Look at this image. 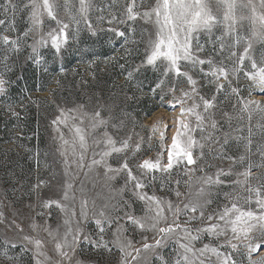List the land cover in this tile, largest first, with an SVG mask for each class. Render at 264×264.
I'll use <instances>...</instances> for the list:
<instances>
[{
    "label": "rangeland",
    "instance_id": "obj_1",
    "mask_svg": "<svg viewBox=\"0 0 264 264\" xmlns=\"http://www.w3.org/2000/svg\"><path fill=\"white\" fill-rule=\"evenodd\" d=\"M12 2L17 5L15 15L11 12L5 13L0 7V20L5 21L3 25H0V34L9 35L12 38L18 37L20 44L18 52L9 51L8 46L0 44V73L10 81L7 93L0 96V264H35L34 246L23 239L25 236L41 239L44 242V251L52 257V264H55L59 257L53 251L54 242L43 228L47 224L52 229L59 228L60 234H63L66 229L63 220L66 216L55 204L50 208H45L44 204L51 200L59 201L69 208L75 207L77 218H79V205L82 198L88 200L89 208V218L81 224L84 233L89 235L92 241H98L102 235L111 251L82 240L73 257V264L76 261L80 264H120L122 253L112 244L118 225L126 229L124 235L131 239L136 247H141L142 235H146L148 242L153 243L154 233H142L124 219L125 212L135 216L144 214L143 202L133 194L134 183L129 181L126 184V172L106 174L103 166L78 169L73 164L68 170L69 174L66 175L65 158L67 157L69 163L76 159L72 155L73 131L70 130L72 125H76L83 127L88 133L86 139L89 147L86 152V164L91 162L94 153L97 154L95 158L99 159L98 154L105 149L104 143H95L98 139H104L102 134L105 130L117 141V146L120 145V141L129 136H131L130 145L140 144V151L134 155L130 146L125 153H114L108 157V163L113 168H119L126 159L133 174L140 176L136 168L138 162L148 158L155 159L160 152L164 153L166 159V149L178 126L180 113L171 110L168 103L169 96H165L162 101L159 90L155 94L151 91L156 82L162 78L159 70L147 67L139 72L135 71L144 59L149 36L154 33L155 27L150 21L139 17L134 21L127 19L126 10L132 5V0H91L88 21L95 30L96 34L93 35L84 19L78 15L79 0H68L71 12L80 20L78 26L70 20L69 9L64 7L66 0H56L58 18L70 25L69 44L59 56L50 47L41 48L42 59L40 64H36L32 59L34 54L29 45L34 43L38 33L34 30L28 37L23 35L32 27L29 20L31 9L23 7L28 0H12ZM154 2L155 0H143L141 3V0H136L133 11L142 13ZM4 4L5 0H0V6ZM244 13L250 14L246 9ZM43 20L44 33L56 27L55 22L46 15ZM109 21L112 22L109 23ZM121 21L124 22L121 23ZM13 23L14 31L10 27ZM113 28L125 32V37H119L109 31ZM239 31L245 36L249 34L247 21H244V28ZM221 33L222 29L218 27L214 29L212 36L200 34L199 44L205 51L199 55H207L214 43L218 46L217 37ZM195 45L196 41H193L194 48ZM255 47L259 48L260 45L256 44ZM242 48L243 44L238 52ZM224 54H227V49ZM5 57L7 60L4 59ZM226 63L231 65L229 61ZM185 70L198 81L197 86L201 95L205 98L216 97L215 107L210 109V112L212 119L217 122L218 130H212L206 123L205 132L201 133L199 129H196L192 133L194 138L200 140L202 135H207L211 131L223 144L224 134H231L229 142L223 145L222 150L221 144L209 147L210 142L201 141L205 143L203 158L199 157L201 150L194 149L193 155L197 159V164L190 167L197 170L192 173L193 179L204 173L212 175L219 168L228 169L230 161L221 159V156L238 157L244 154L243 145L246 141H236L232 137L236 135L247 137L250 125L253 140L252 154H250L253 165L251 182L254 186L264 184V158L257 151L260 145H264V113L253 112L251 121L248 120L247 113L243 114L242 120L238 119L239 105L233 106L234 97L228 94L227 89L218 93L215 84L208 82L210 78L202 77L197 70L192 69L191 65L185 66ZM130 71L133 72L131 80L128 79ZM168 82L176 81L169 75ZM238 83L242 90L241 94H246L248 81L243 78L242 73ZM180 86L187 87L183 84ZM251 99L260 100L264 104V98L258 93ZM61 109L69 115L85 112L91 115L96 110H100L102 116L108 119V125L106 128L101 127L91 132L87 118L83 125L78 119L69 120V127L53 124V120L60 115ZM71 109H76L77 112L69 113ZM228 116L232 117L231 121ZM238 127L243 131L236 132ZM154 128L157 129L156 132H153ZM57 129L60 131L58 132ZM160 132H165L164 147H161ZM60 133H63L64 139L69 141L68 145L62 147ZM79 151L77 145V152ZM232 167L234 171H242L244 165L237 163ZM109 176H115V178L109 179ZM140 178L148 185L143 191L163 199H170L174 203L179 202L175 193L170 190L176 187L175 180L181 181L179 190L185 195L180 199L184 203L195 197L199 187L193 183L191 195H189V189L184 183L189 177L184 175L183 166L174 169L171 181L165 183L163 190H161L159 179L151 182L147 177ZM235 178L233 176L226 179L234 180ZM69 181L73 183V189L69 195L75 196L74 201L63 199ZM226 191H230V188L222 187L214 192L213 203L207 206L206 214L215 209L217 204L225 202L223 194ZM180 206L183 207V203ZM251 207L255 208V205ZM101 209L114 220L111 227L105 225V232L102 234L92 219V213L95 212L98 217ZM184 219V216H181L180 222L183 223ZM200 223V221H194L188 227L194 228ZM33 224L38 227L34 229ZM225 240L226 237H220L217 240L203 235L200 240L194 242V246L200 248L205 243L218 246ZM13 244L16 247H12ZM177 248L175 240H169L162 248H157L156 252L168 264H174ZM220 250L232 251L227 245ZM5 251L13 257L12 260H8L3 255ZM244 254L245 250L241 248L239 254L233 253V257L242 264H248V261L244 260ZM141 257L142 259L134 264H162V261L157 259L151 251L142 252ZM212 260L215 261V257H212ZM251 262L264 264V248L251 254Z\"/></svg>",
    "mask_w": 264,
    "mask_h": 264
},
{
    "label": "snow or ice",
    "instance_id": "obj_2",
    "mask_svg": "<svg viewBox=\"0 0 264 264\" xmlns=\"http://www.w3.org/2000/svg\"><path fill=\"white\" fill-rule=\"evenodd\" d=\"M135 4L136 0H132V5L127 7V19L134 21L139 17L150 21L155 27L154 33L149 36L144 59L135 68V71L139 72L142 68L147 67L159 70L162 78L156 82L151 91L155 94L159 90L162 101L165 96H169L168 103L171 110L180 113L178 126L166 149V159L164 153L160 152L155 159L148 158L138 162L136 168L140 176L133 174L126 159L119 168H113L108 163V157L114 153H125L130 146L134 155L140 151V144L130 145L131 136H129L120 141V145L117 146V141L105 130L102 134L104 139L95 141L96 144L104 143L105 149L98 154L99 159L95 158L97 154L94 153L91 162L86 164V152L89 147L86 139L88 133L83 127L72 125L70 128L73 131L72 155L76 159L69 163L67 157L65 158V174H69L68 170L73 164L78 169L103 166L106 174L126 172V184L129 181L134 183L133 194L143 202L144 214L135 216L125 212L124 219L129 222L130 226L141 230L142 233H154L153 243H149L148 237L142 235L143 243L141 247H136L132 240L124 235L126 229L118 225L112 244L122 253L120 264H134L142 259V252L148 251L156 255L162 264H168L156 252V249L162 248L169 240H175L178 245L175 250L174 264H242L241 261L233 257V253L239 254L241 248L245 250L244 260L248 261V264H252L251 254L264 248V184L254 186L251 182L253 175V165L250 160L253 145L252 128L250 125L248 126L247 137L242 135L232 137L236 141H246L243 145L244 154H240L238 157H220L230 161L228 169L219 168L212 175L204 173L193 179L192 173L197 170L190 167L197 164V159L193 155L194 149L199 148L201 150L199 157L203 158L205 143L201 141L210 142L209 147L221 144V142L211 131L207 135H202L200 140L194 138L192 134L196 129L204 133L206 123L212 130H218L217 122L212 119L210 112V109L215 107L216 97L205 98L201 95L197 86L198 81L189 74V71L185 70V66L191 65L192 69L197 70L202 77L210 78L208 82L215 84L218 93L227 89L228 94L234 97L235 104L233 106L239 105L238 119L242 120L243 114L247 113L248 120L251 121L253 112L264 113V104L260 100L251 99L257 93L264 98V0H155L142 13L133 11ZM0 7L5 13L11 12L13 15L17 11V5L12 0H5V4ZM23 7H30L29 20L32 25L28 31L24 32V37H28L34 30L38 33L34 43L29 45L34 54L32 57L34 62L40 64L42 59L40 49L44 47H50L58 56L62 55L69 44L70 25L58 18L56 0H28V3ZM64 7L69 9L68 15L71 22L78 26L80 20L71 12L68 0ZM90 7L91 0H79L78 15L84 19L89 30L95 35V30L88 21ZM245 9L250 14L246 15ZM45 15L56 25L46 33L42 30ZM244 21L248 22L249 34L247 36L239 31L244 28ZM111 22L109 21V23ZM123 22L121 21V23ZM4 23V20H0V25ZM10 27L13 31L15 30L14 23ZM218 27L222 29L221 35L217 37L218 46L214 43L212 50L207 55H199L205 51L204 47L199 44L200 34L212 36L214 29ZM109 31L119 37H125V32L118 29L113 28ZM193 41H196L195 48ZM0 44L8 46L9 51L18 52L20 50L18 37L12 38L9 35L0 34ZM241 44H243V48L238 52V49H241ZM256 44H259L260 47L256 48ZM225 49H227L226 55L224 54ZM217 56L220 58L216 59ZM4 59L7 60V57ZM226 61L231 62V65L229 66ZM241 73L243 78L248 81L244 95L241 94L242 90L238 83ZM169 75L176 81L175 83L168 82ZM132 78L133 72L130 71L128 79ZM9 84L10 81L0 73V96L7 93ZM181 84L187 87H182ZM75 112H77L76 109L69 110V113ZM225 115L228 114L225 113ZM85 118L89 121L88 128L91 132H95L101 127L106 128L108 125V119L102 116L100 110H96L91 115L86 112L69 115L63 109L60 110V115L53 120V124H63L65 127H69V120L78 119L83 125ZM228 119L231 121L232 117L228 116ZM57 131L60 130L57 129ZM156 131L157 129L154 128L153 132ZM242 131L243 129L239 127L236 129L238 133ZM230 136V133L224 134L221 150L223 145L229 142ZM60 139L63 142L62 147L69 144V141L64 139L63 133H60ZM160 139L161 147H164L165 132H160ZM77 145L79 152H77ZM257 151L264 158V145H260ZM62 155H66V153H62ZM245 161L247 163H244ZM237 163L244 165L242 171L233 170L232 166ZM181 166H183L184 175L189 177L184 182L189 189V195H191L193 183L199 185L195 197L189 199L187 203L180 199L185 195L179 190L180 180H175L176 187L170 189L175 193L178 203L143 191L148 185L140 177H147L151 182L159 179L161 190H163L165 183L171 181L174 169L181 168ZM201 171L203 170L201 169ZM233 176L236 177L234 180L226 179ZM108 178L114 179L115 176ZM66 187L63 199L74 201L75 196L69 195L73 189V183L67 182ZM222 187L230 188V191L223 194L225 202L217 204L215 209L206 214L207 206L213 203L214 192ZM244 193L247 194L244 195ZM181 203H183V207L180 206ZM53 204L66 216L63 220V224L66 226L63 234H60L59 228L52 229L47 224L43 228L51 241L54 242L53 251L59 257L55 264H73V257L82 240L111 251L108 242L103 240L102 235L98 241H92L81 227V224L89 218L87 199L80 200L79 218H77L75 207L69 208L59 201H47L44 207L50 208ZM253 204L255 208L251 207ZM181 216L185 218L183 223L180 222ZM92 219L101 234L105 232V225L111 227L114 222L103 209L99 211L98 217L93 212ZM194 221L201 223L194 228L188 227ZM37 227L38 225L33 224L34 229ZM203 235L217 240L220 237H226V240L218 246L205 243L203 247L196 248L194 242L200 240ZM23 239L34 246L35 264H52V257L44 251V242L41 239H33L29 236H25ZM225 245L232 251H221L220 248H224ZM12 247H16V245L13 244ZM3 255L8 260L13 259L7 251ZM212 257H215V261L212 260ZM75 264H80V262L76 261Z\"/></svg>",
    "mask_w": 264,
    "mask_h": 264
},
{
    "label": "bare ground",
    "instance_id": "obj_3",
    "mask_svg": "<svg viewBox=\"0 0 264 264\" xmlns=\"http://www.w3.org/2000/svg\"><path fill=\"white\" fill-rule=\"evenodd\" d=\"M263 252V251H262Z\"/></svg>",
    "mask_w": 264,
    "mask_h": 264
}]
</instances>
